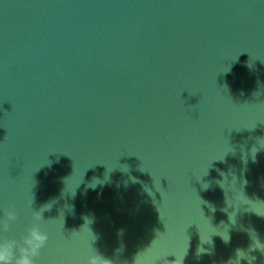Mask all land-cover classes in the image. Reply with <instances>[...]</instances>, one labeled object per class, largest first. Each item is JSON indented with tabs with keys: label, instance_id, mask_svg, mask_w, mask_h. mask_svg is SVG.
I'll return each instance as SVG.
<instances>
[{
	"label": "water",
	"instance_id": "1",
	"mask_svg": "<svg viewBox=\"0 0 264 264\" xmlns=\"http://www.w3.org/2000/svg\"><path fill=\"white\" fill-rule=\"evenodd\" d=\"M262 176L264 0H0V209L18 239L52 203L35 264L91 230L114 264H261Z\"/></svg>",
	"mask_w": 264,
	"mask_h": 264
},
{
	"label": "clouds",
	"instance_id": "2",
	"mask_svg": "<svg viewBox=\"0 0 264 264\" xmlns=\"http://www.w3.org/2000/svg\"><path fill=\"white\" fill-rule=\"evenodd\" d=\"M252 151L254 153L255 149H252ZM258 182L259 186L264 188V176L258 177ZM67 190L71 192V185L67 186ZM33 202L34 193L32 192L31 198L25 202L26 207L31 210L32 222L18 239L4 235L17 220V212L15 208L9 207L7 210L0 209V264H35L34 258L39 254L40 249L43 248L48 241L49 235L46 231L42 230L41 222L46 219L43 214L50 211L52 203L45 202L40 205L39 209L34 210L32 208ZM244 203L251 204V201H248L239 193L234 200L230 201V205L234 208L239 207ZM59 216L62 217V223H59V226L63 229L65 217L63 213ZM90 223L91 220H88V224ZM91 234V243L87 246L85 258L82 261H78V264H114L113 260L100 255L92 248V242L98 237L92 230ZM223 239L227 242L229 236L225 233L223 234ZM251 240L252 243L249 245V249L259 250L262 255H264V241L260 240L255 235L251 236ZM242 253L243 250L237 248L235 260H229L228 264H240L241 258L246 259ZM255 259L256 258L254 257L252 260H246L248 261V264H252ZM134 264H150V262L148 260L137 259ZM173 264H180V261L176 260ZM261 264H264V260H261Z\"/></svg>",
	"mask_w": 264,
	"mask_h": 264
}]
</instances>
